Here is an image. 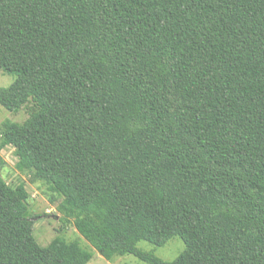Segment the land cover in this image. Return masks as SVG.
Instances as JSON below:
<instances>
[{
  "label": "trees",
  "instance_id": "obj_1",
  "mask_svg": "<svg viewBox=\"0 0 264 264\" xmlns=\"http://www.w3.org/2000/svg\"><path fill=\"white\" fill-rule=\"evenodd\" d=\"M0 70V149L106 259L264 264V0H0ZM28 198L0 176V264H86Z\"/></svg>",
  "mask_w": 264,
  "mask_h": 264
},
{
  "label": "rangeland",
  "instance_id": "obj_2",
  "mask_svg": "<svg viewBox=\"0 0 264 264\" xmlns=\"http://www.w3.org/2000/svg\"><path fill=\"white\" fill-rule=\"evenodd\" d=\"M15 77V73L0 70V86L9 85ZM27 115L26 107L13 112L0 105V133L4 121L20 123ZM0 156L4 160V164L0 166L2 179L10 186L23 182L29 193V216L33 220V236L39 245H46L58 233V229L63 226L62 237L66 240L78 239L81 246L91 253V259L86 264H148L132 254L116 255L111 259H106L78 233L72 219L64 217L57 209V204L61 198L50 192L41 181H33L28 172L17 169V157L12 146L7 145L0 149ZM65 219L67 222L64 221ZM137 247L143 251L152 252L165 261H171L183 250L184 244L178 236H173L161 246L140 240L137 242Z\"/></svg>",
  "mask_w": 264,
  "mask_h": 264
}]
</instances>
